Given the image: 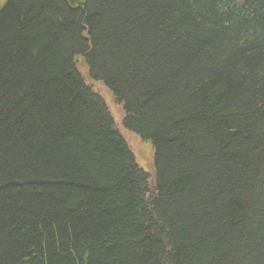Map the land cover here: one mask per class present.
<instances>
[{
  "label": "trees",
  "instance_id": "trees-1",
  "mask_svg": "<svg viewBox=\"0 0 264 264\" xmlns=\"http://www.w3.org/2000/svg\"><path fill=\"white\" fill-rule=\"evenodd\" d=\"M0 264H264V0H7Z\"/></svg>",
  "mask_w": 264,
  "mask_h": 264
},
{
  "label": "rangeland",
  "instance_id": "rangeland-1",
  "mask_svg": "<svg viewBox=\"0 0 264 264\" xmlns=\"http://www.w3.org/2000/svg\"><path fill=\"white\" fill-rule=\"evenodd\" d=\"M7 0H0V9L3 7V5L6 3ZM82 71L84 72V75L87 77L88 80L89 77L87 76L86 72L87 69L85 66H83ZM91 81V80H90ZM94 87L98 90L99 94L105 99L112 115L115 118V121L117 123V126L119 129H121L123 135L126 137L127 142L135 156L136 162L139 164L140 167H142L146 172L150 173L151 179L150 182H153L154 179V150L150 143L142 141L136 134L128 131L124 125V109L121 104L116 102L114 99V96L110 93V91L103 85V84H93Z\"/></svg>",
  "mask_w": 264,
  "mask_h": 264
}]
</instances>
